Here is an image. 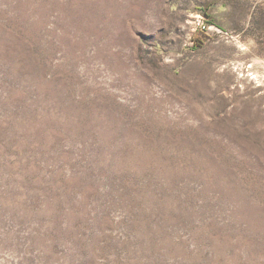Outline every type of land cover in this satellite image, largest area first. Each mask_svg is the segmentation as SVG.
<instances>
[{
    "label": "rangeland",
    "instance_id": "obj_1",
    "mask_svg": "<svg viewBox=\"0 0 264 264\" xmlns=\"http://www.w3.org/2000/svg\"><path fill=\"white\" fill-rule=\"evenodd\" d=\"M0 264H264V0H0Z\"/></svg>",
    "mask_w": 264,
    "mask_h": 264
}]
</instances>
